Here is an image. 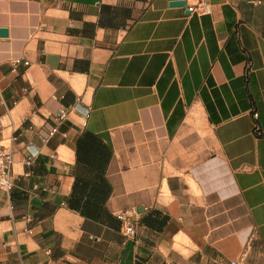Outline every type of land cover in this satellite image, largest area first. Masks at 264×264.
Listing matches in <instances>:
<instances>
[{"label": "crops", "instance_id": "1", "mask_svg": "<svg viewBox=\"0 0 264 264\" xmlns=\"http://www.w3.org/2000/svg\"><path fill=\"white\" fill-rule=\"evenodd\" d=\"M209 1L0 0V264H264V0Z\"/></svg>", "mask_w": 264, "mask_h": 264}, {"label": "built area", "instance_id": "2", "mask_svg": "<svg viewBox=\"0 0 264 264\" xmlns=\"http://www.w3.org/2000/svg\"><path fill=\"white\" fill-rule=\"evenodd\" d=\"M187 9L190 15L198 14V15H210L213 12V4L209 0H188ZM21 60H14V68L13 72L17 71V64H19ZM25 65H29V62H24ZM67 116L66 111H61L58 114V118L62 119ZM33 156L30 155L26 158V164H30L32 162ZM14 164L13 152L6 148L0 147V188L10 191L13 187V178H12V170ZM124 220L123 225L120 228L121 233L128 237H135L137 234L136 226L129 220L128 215L123 214L120 216ZM232 264H236V262H232Z\"/></svg>", "mask_w": 264, "mask_h": 264}]
</instances>
